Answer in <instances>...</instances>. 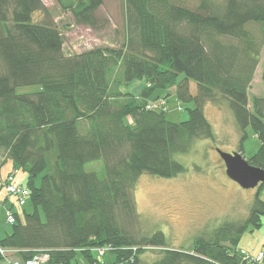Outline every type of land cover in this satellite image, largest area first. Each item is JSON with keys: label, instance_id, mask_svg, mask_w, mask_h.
<instances>
[{"label": "trees", "instance_id": "trees-1", "mask_svg": "<svg viewBox=\"0 0 264 264\" xmlns=\"http://www.w3.org/2000/svg\"><path fill=\"white\" fill-rule=\"evenodd\" d=\"M57 1L78 23L99 24L104 0ZM37 12L44 14L40 21ZM47 14L43 0H0V184L8 159L28 174L26 186L20 184L28 189L26 203L17 200L22 212L11 196H0L15 215L0 238V245L16 249L10 257L47 255L43 264H264L255 260L264 249L255 255L239 249L243 234L263 225L264 184L244 220H224L197 235L188 250L170 246L161 230H140L134 194L143 173H184L176 155L198 139H215L208 102L228 106L241 140L249 127L257 134L260 146L247 160L264 168V97L249 104L264 50V0H197L194 6L125 0L121 46L74 54L64 52L61 29ZM136 80L146 83L140 95L122 90ZM24 85L39 89L18 93ZM172 88L179 103L195 101L186 120L171 121L167 109L147 107L150 99L169 101ZM96 160L103 161L105 178L85 169ZM100 248L108 249L99 259ZM153 250L159 255L148 263L144 254Z\"/></svg>", "mask_w": 264, "mask_h": 264}, {"label": "rangeland", "instance_id": "rangeland-1", "mask_svg": "<svg viewBox=\"0 0 264 264\" xmlns=\"http://www.w3.org/2000/svg\"><path fill=\"white\" fill-rule=\"evenodd\" d=\"M186 1L191 6L197 4V0ZM43 2L48 9L47 19L52 20L61 29L66 54L79 53L96 46L119 48L125 40V0H104L96 11L100 21L95 27L78 23L71 11L63 9L57 0H43ZM34 17L40 21L44 14L37 12ZM250 28L256 37H261L259 25L253 24ZM263 57L264 50L249 89L251 108V97H264ZM38 89L37 85H24L19 86L17 92L30 93ZM135 93L134 90L132 94L135 95ZM162 99L166 100L167 119L175 122L188 119V108L196 105L194 100L179 103L175 88L170 91L169 101L165 97H159L150 99L148 103L160 104ZM204 110L213 125L215 139H198L189 152L176 155V158L186 166L184 173L170 178L143 173L138 179L134 193L140 216V230L141 226L142 231L161 230L165 233L170 246L187 250L192 248L197 235L217 228L224 220H244L258 188L246 189L231 179L226 173L225 163L218 152V149L240 152L241 145L243 156L248 158L260 146L261 142L257 134L249 127L248 136L241 140L242 135L237 128L233 113L225 103L219 106L208 102ZM4 154V149H0V156L3 157ZM13 166L11 159L2 165L3 181L11 175L13 182L26 186L27 171L23 168L14 170ZM85 169L97 172L100 178L106 177L102 160L88 162ZM262 195L264 197V192ZM10 202H14L15 208L22 212L23 207L18 204L16 196L12 195ZM6 207L7 203H3L0 207V228L11 231L13 225L7 222ZM27 208L32 209L30 205H27ZM40 212L45 219L42 209ZM6 232H3L4 235ZM0 247L8 248L2 245ZM239 249H244L253 255L264 249V217L260 228L251 231L250 227L243 234ZM158 255L157 250L147 251L144 259L151 263ZM41 257L44 263L47 255ZM0 264H10V260L4 258Z\"/></svg>", "mask_w": 264, "mask_h": 264}, {"label": "built area", "instance_id": "built-area-1", "mask_svg": "<svg viewBox=\"0 0 264 264\" xmlns=\"http://www.w3.org/2000/svg\"><path fill=\"white\" fill-rule=\"evenodd\" d=\"M148 108H157V109H167L166 100L162 99L161 103H148ZM6 196H16L19 204L23 205L26 203V196L28 194V189L24 188L23 186L16 184L13 182V176H8V178L3 181L0 184V196L2 195ZM1 206V204H0ZM6 219L8 223H14L15 222V215L12 209H7ZM108 248H100L97 250L98 252V258L104 254L105 250ZM16 249L12 248H1L0 247V254L4 256V258H7L10 260V264H43V260L41 256H35L33 258H29L26 260L16 258V257H10L15 253ZM264 258V252L261 251L256 255L255 260L262 261ZM96 264V263H93ZM106 264V263H105Z\"/></svg>", "mask_w": 264, "mask_h": 264}, {"label": "water", "instance_id": "water-1", "mask_svg": "<svg viewBox=\"0 0 264 264\" xmlns=\"http://www.w3.org/2000/svg\"><path fill=\"white\" fill-rule=\"evenodd\" d=\"M218 152L226 166L227 175L243 188H257L264 184V168L249 163L247 158L238 151Z\"/></svg>", "mask_w": 264, "mask_h": 264}, {"label": "crops", "instance_id": "crops-1", "mask_svg": "<svg viewBox=\"0 0 264 264\" xmlns=\"http://www.w3.org/2000/svg\"><path fill=\"white\" fill-rule=\"evenodd\" d=\"M145 85H146V83H145L144 80H136L129 86V88L128 87H123L122 90L123 91H126V90L130 91L131 90L130 92H132V93L135 90L136 91L135 95L138 96L141 93V91H142V89H143V87ZM5 231L8 232L7 229L0 228V234H3V235L0 236V238L4 236L3 232H5Z\"/></svg>", "mask_w": 264, "mask_h": 264}]
</instances>
